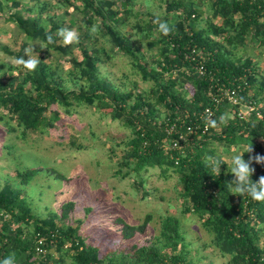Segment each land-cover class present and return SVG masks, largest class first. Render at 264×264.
Masks as SVG:
<instances>
[{
	"label": "trees",
	"instance_id": "1",
	"mask_svg": "<svg viewBox=\"0 0 264 264\" xmlns=\"http://www.w3.org/2000/svg\"><path fill=\"white\" fill-rule=\"evenodd\" d=\"M10 1L14 7L25 5L29 12L37 9L38 12L35 16H25L20 10L12 14L11 20L24 41L19 51L6 48L7 51L25 58L24 50L36 41L47 48L40 45V63L33 72L25 68L21 72L11 71L0 62V118L6 131L20 133L22 138L35 131L48 133V127H58L56 121L62 112L71 114L75 107L83 105L95 107L113 120H123L133 130V137L124 145L123 165L131 167L138 176L150 168H159L166 178L179 174L184 211L201 221L212 234L215 247L222 255L230 256V264L264 263V245H260L264 202L255 201L247 194H232L233 186L229 182L234 174L227 165L221 164L217 175L205 164V157L212 154L209 146L214 142L246 145V148L252 144L254 155L264 153V110L252 93L257 83L255 64L252 59L236 56L249 39L264 44V0H200L210 5L216 18L201 27L196 0H166L164 21L173 30L167 36L158 31V39L149 43L150 48H158L152 67L136 54L137 40L120 28L121 24H128L140 31L147 29L148 34L158 28L152 21L136 18L132 0H126L124 9L114 8L113 0H57L67 10L73 7L81 13L83 34L93 40L92 46L80 44L83 59L80 62L74 59L68 71L70 81L78 86L72 90L68 89L58 65L44 60L52 51L72 54L61 42L63 38L54 35L62 24L50 13L44 16L50 3ZM4 7L0 0V18ZM93 25L98 28L95 35L89 31ZM48 35L53 37L51 44L47 43ZM99 40L110 42L133 58L132 64L143 79L153 81L148 93L125 92L110 77L101 74L98 61L103 47L97 45ZM245 83L247 87L240 93L239 104L232 105L227 100L215 104L213 98L220 94V87ZM249 104L256 110L244 119L238 112ZM208 107L214 109L213 119H218L227 109L235 114L227 126L206 127L204 113ZM258 111L263 118L258 116ZM172 126L175 132L168 133ZM177 131L187 134V144L181 149L171 148L172 139L179 137ZM251 154L245 153L244 158ZM253 167L252 179L258 180L264 175V165L253 162ZM50 170L58 178H66L61 172ZM41 171L40 167L18 169L16 176L21 187L14 179L0 183V260L14 254L16 262L24 257L20 264H46L40 260L43 254L38 251L40 246L50 261L59 264L192 263L184 250L182 221L175 215L161 219L157 241L127 242L104 253L99 246L87 242L79 225H72L75 201L63 204L60 213L36 217L24 186ZM151 219L147 214L140 225H134L120 218L123 226L119 231L124 239H132L137 233H146ZM42 238L43 243H39Z\"/></svg>",
	"mask_w": 264,
	"mask_h": 264
},
{
	"label": "rangeland",
	"instance_id": "2",
	"mask_svg": "<svg viewBox=\"0 0 264 264\" xmlns=\"http://www.w3.org/2000/svg\"><path fill=\"white\" fill-rule=\"evenodd\" d=\"M1 1L5 3V7L0 18V62L11 71L21 72L24 71L23 66L5 63L17 58L6 48L19 51L24 41L23 34L11 20V16L16 10H20L25 16H35L38 9L29 12L25 5L14 7L10 0ZM43 1L50 3L44 16L50 13L62 27L66 25L79 33V42L66 45L72 50V54L52 51L44 58L53 66L58 65V71L64 74L69 90L77 89L78 86L70 81L68 71L72 68L74 59L79 62L83 59L80 44L92 46L93 40L83 34L80 21L82 15L79 11L73 7L67 10L59 5L57 0ZM113 1L114 8L124 9L127 5L126 0ZM132 2L137 19L150 22L157 18L165 20L166 0ZM195 3L201 13L199 27L207 26L208 20H216L209 4L201 3L200 0ZM134 18L132 22L135 21ZM120 28L123 33L137 40L135 52L138 57L147 60L151 67L154 66L158 48H150L149 43L158 39V28L150 34L147 29L140 31L128 24H121ZM54 35L57 36V32ZM61 42L64 44L63 40ZM40 45L41 43L36 41L27 48L32 50L33 57H37V54L38 58L41 57ZM97 45L103 47L101 59L98 61L101 74L110 77L125 92L146 94L150 91L153 81L143 79L132 64L131 56L119 51L108 41L99 40ZM261 51L264 52V46L261 47L249 39L244 47L241 46L237 50L236 56L242 59L256 58L260 54L264 59V53L261 54ZM27 58L26 54L25 59ZM10 66L14 68L11 69ZM21 75L20 80L23 78ZM1 110L2 108L0 112ZM232 111L226 110L229 114ZM160 112L165 114L162 108ZM56 123L58 127H48V133L35 131L22 138L20 133H8L0 118V183L14 179L21 187V180L16 176L18 169L42 168L30 184L24 186V194L33 206L36 217L46 218L51 212L60 213L63 204L75 201L72 225H79L80 233L87 238V242L99 246L104 253L109 248L121 247L127 242L145 244L149 239L157 241L161 219L166 215H175L182 221L184 250L192 261L190 264H230V256L222 255L215 247L212 234L204 229L201 221L191 212L184 211L185 205L181 196L183 185L179 174L166 178L159 168H150L138 176L131 167L123 165L125 142L133 137L132 128L123 120H113L101 114L95 107L83 105L75 107L71 114L62 112ZM209 148L211 156L222 157L229 169L233 150L243 152L246 145L214 142ZM50 169L61 172L66 178H58L56 172ZM147 214H150L152 219L146 233H137L132 239H124L119 231L123 222L119 219L140 225ZM1 217L0 214V225ZM60 220L63 224V220ZM260 237V245L263 246L264 229Z\"/></svg>",
	"mask_w": 264,
	"mask_h": 264
},
{
	"label": "clouds",
	"instance_id": "3",
	"mask_svg": "<svg viewBox=\"0 0 264 264\" xmlns=\"http://www.w3.org/2000/svg\"><path fill=\"white\" fill-rule=\"evenodd\" d=\"M154 23L158 25V31L163 35H169L173 28L167 21H161L157 18ZM90 34L95 35L98 31L96 25H93L89 30ZM57 35L63 38V42L65 45H69L72 43L79 42V33L75 29H69L67 27H61L57 30ZM53 37L51 35L47 36V43H53ZM41 48H47V45H41ZM24 53L27 54V59L23 56L19 58H13L11 61H7L5 63H12L13 65L19 67L23 66V68L27 69L30 72L36 70L40 63V59L37 57H33L32 50L25 49ZM212 114L209 115L205 119L206 127L217 128L219 125L227 126L232 116L229 113H223L218 119H212ZM254 148L249 145L244 149L243 152L234 149L233 154L231 155V167L228 169L232 174H234V179L229 183L233 186L232 194L243 196L247 194L251 199L255 201L264 202V175L260 176L258 180H253L252 175L255 172V168L253 167V162L256 164L264 165V155L255 154L249 155L248 160H245V153H253ZM205 164L210 166L213 172L217 175L220 174V166L221 164H225V160L219 156H206ZM0 264H17L15 255H9L5 257L3 260H0Z\"/></svg>",
	"mask_w": 264,
	"mask_h": 264
},
{
	"label": "built area",
	"instance_id": "4",
	"mask_svg": "<svg viewBox=\"0 0 264 264\" xmlns=\"http://www.w3.org/2000/svg\"><path fill=\"white\" fill-rule=\"evenodd\" d=\"M247 87V83H245V85L243 84H236L234 87H220L219 88V92L220 94L216 95L213 99L215 101L216 105L221 104L222 101L227 100L230 104L235 105V104H239L240 103V93L241 91ZM256 110V107L252 104L246 105V110H242L240 109L238 112V115L241 116L242 118L246 119L253 111ZM245 111V112H244ZM209 113L212 114L211 118L213 119L215 112L214 109L211 107H208L205 109V113L204 116L207 117L209 115ZM231 116L233 117L235 114V111L233 110L232 112H230ZM258 116L260 118H263V114L258 111L257 112ZM188 129L191 131L192 130V126H189ZM175 132V127L172 126L169 130L168 133H172ZM177 134H179V137H176L174 139H172V143H171V148L173 149H181L182 147H184L187 144V134L185 133H180L179 131L176 132ZM264 155V153L262 154ZM43 238L39 240V243H43ZM38 251L39 252H43V254L41 255L40 260L43 259V261L46 264H59L58 262H53L50 261L46 256H45V251L44 249H42L40 246L38 247ZM159 264H164V262H160ZM176 264H188V263H176ZM260 264H264L263 262H261Z\"/></svg>",
	"mask_w": 264,
	"mask_h": 264
},
{
	"label": "crops",
	"instance_id": "5",
	"mask_svg": "<svg viewBox=\"0 0 264 264\" xmlns=\"http://www.w3.org/2000/svg\"><path fill=\"white\" fill-rule=\"evenodd\" d=\"M258 43V42H257ZM259 46L263 47L264 44L258 43ZM261 54L264 53L263 51L260 52ZM259 56V57H258ZM256 58H249L252 59L253 63L255 64V70H256V78L257 83L255 87L253 88V96L256 97V103L257 105L264 110V59L258 54ZM264 145V140L262 141ZM24 257L20 259V261H17V264H20L23 262ZM34 264V263H32Z\"/></svg>",
	"mask_w": 264,
	"mask_h": 264
}]
</instances>
